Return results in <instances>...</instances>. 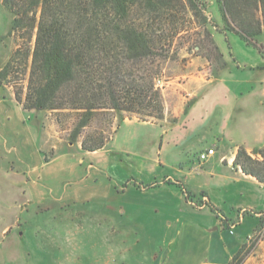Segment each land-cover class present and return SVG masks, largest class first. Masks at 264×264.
Instances as JSON below:
<instances>
[{
  "label": "crops",
  "instance_id": "obj_1",
  "mask_svg": "<svg viewBox=\"0 0 264 264\" xmlns=\"http://www.w3.org/2000/svg\"><path fill=\"white\" fill-rule=\"evenodd\" d=\"M199 1L207 4L226 66L205 78L207 59H190L192 78L179 88L195 99L176 122L167 114L125 117L106 147L84 151L67 143L46 161L36 115L0 85L1 234L25 233L24 215L49 234L81 236L77 257L87 264H228L245 245L264 219V183L232 161L239 145L248 152L264 145V51L224 28L216 0ZM120 132L126 146L116 143ZM208 148L214 154L201 162L198 154ZM201 192L216 212L196 205L205 199ZM94 229L101 236L95 250L86 242ZM241 264H264V238Z\"/></svg>",
  "mask_w": 264,
  "mask_h": 264
},
{
  "label": "trees",
  "instance_id": "obj_2",
  "mask_svg": "<svg viewBox=\"0 0 264 264\" xmlns=\"http://www.w3.org/2000/svg\"><path fill=\"white\" fill-rule=\"evenodd\" d=\"M216 1L224 28L263 52L264 0ZM2 5L11 14L7 35L16 47L0 67V85L11 87L23 110L54 112L61 124L71 119L68 142L84 151L103 148L124 114L143 121L163 118L162 88L155 81L159 62L178 53L176 40L190 30L192 18L205 36L193 47H205V58L216 63L214 54L217 71L226 66L199 0H2ZM43 155L46 161L52 156ZM232 164L264 183V145L251 153L239 145ZM174 183L193 200L181 182ZM202 197L196 205L216 212L203 192ZM243 249L228 264H241Z\"/></svg>",
  "mask_w": 264,
  "mask_h": 264
},
{
  "label": "rangeland",
  "instance_id": "obj_3",
  "mask_svg": "<svg viewBox=\"0 0 264 264\" xmlns=\"http://www.w3.org/2000/svg\"><path fill=\"white\" fill-rule=\"evenodd\" d=\"M201 2L205 3V7L202 10L204 14L207 15V19L209 20L207 28L211 30L209 27L213 25L212 17L209 15V13H207L208 11L206 2ZM10 22L11 14L2 5V0H0V67L4 65L10 53L16 47L15 38L13 36L7 35L10 29ZM200 24L201 23L196 22L192 18L191 22L187 25L190 30L176 40L180 46L178 53L176 55H169L167 59L160 60L159 62L161 74L155 81L156 84L162 88L164 99V116L167 114V117L170 120L173 117L179 115L180 111L183 112L187 102L193 98L185 95L186 91L179 88L180 84L192 78V74L188 73L195 68L193 65L189 64L190 59L196 55L205 58V55L207 54V49L205 50V47H202V49L193 47L196 43L203 41L205 38L203 34V27ZM205 41L207 43L206 39ZM20 42L21 40L18 38V43ZM202 46H205V42L204 44L202 43ZM207 47L211 48V44L207 43ZM210 55L213 57V60L216 63H213V61H210V63L207 60L210 67L208 71L203 72L204 76H202L205 78L213 77L218 72L215 69L218 65V61L215 60L214 54ZM198 70H203V67H198ZM167 81L169 82L167 83ZM25 83L26 81H23V85ZM32 112V114L36 115L38 125L41 127V143L44 153L51 156L55 152H59L65 148H68L67 143L69 142L67 128L71 124V119H67L61 124L57 122L54 112ZM124 115L125 117H133L137 120H140L139 116L136 114ZM147 120L153 121L160 119L149 117ZM99 121L100 120H97V122ZM112 137L107 141V144L104 147L109 144ZM116 141L118 146H126L127 140L123 139L122 132L118 134V139ZM249 153H251V151ZM7 159L10 162L14 161L11 154L7 155ZM134 159L137 158L134 157ZM12 163H9L10 166L15 168L19 167L17 163ZM3 175L4 172L1 174L0 179L6 178ZM23 217L25 216H20V222L23 225V228H26L25 233L19 235L21 230H18L17 232L15 230H11L9 232L6 231L3 234L0 233V264H34V262L31 260L38 255H41V257L45 259L44 261L46 264H77V262H80L81 264H87L85 261H83V258L77 257V254L80 251H76V244H79L81 236L75 233H66L64 230H59L55 233L49 234L46 229L42 228L43 225L37 224L34 220H26L25 222ZM1 222L3 223V219L0 218V223ZM37 228L42 229L38 230ZM88 237L89 239H87L86 242L94 244L93 248L95 250V246L97 243H99L98 240L101 236L98 234V231L94 229L92 235H89ZM263 238L264 219L259 228L254 231L253 234L246 240L243 252L246 251V255H248L250 252L257 250V248H259V243ZM82 242H85V240ZM96 251L91 252L93 256L96 255Z\"/></svg>",
  "mask_w": 264,
  "mask_h": 264
},
{
  "label": "built area",
  "instance_id": "obj_4",
  "mask_svg": "<svg viewBox=\"0 0 264 264\" xmlns=\"http://www.w3.org/2000/svg\"><path fill=\"white\" fill-rule=\"evenodd\" d=\"M214 154V148H208L204 151H201L199 154H198V159L201 161V162H205L210 156H212Z\"/></svg>",
  "mask_w": 264,
  "mask_h": 264
}]
</instances>
